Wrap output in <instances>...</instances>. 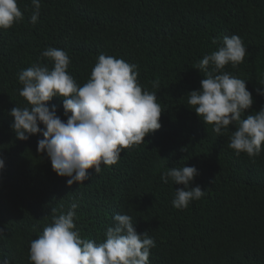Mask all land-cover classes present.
<instances>
[{
	"label": "trees",
	"instance_id": "16d2710c",
	"mask_svg": "<svg viewBox=\"0 0 264 264\" xmlns=\"http://www.w3.org/2000/svg\"><path fill=\"white\" fill-rule=\"evenodd\" d=\"M40 3L34 25L31 0H18L23 19L0 29V259L31 264L30 242L78 202L82 238L103 241L114 215L128 214L139 234L155 240L149 264H264V144L257 156L237 155L228 147L235 126L218 136L187 105L204 78L196 63L218 50L224 36L238 35L247 50L244 62L224 71L246 80L252 93L244 117L264 107L256 91L264 85V0ZM47 47L69 54L68 71L81 86L100 54L137 64L139 83L157 93L163 110L161 128L144 143L122 151L116 164H102L98 174L89 169L88 180L70 187L46 153L37 152L43 136L17 139L9 115L15 106L30 107L19 95L18 74L37 63L53 67L42 56ZM62 100L54 97L48 105L66 120ZM183 166L197 169L190 186L199 185L205 195L181 210L172 200L184 186L164 183L161 175Z\"/></svg>",
	"mask_w": 264,
	"mask_h": 264
},
{
	"label": "clouds",
	"instance_id": "9594fccd",
	"mask_svg": "<svg viewBox=\"0 0 264 264\" xmlns=\"http://www.w3.org/2000/svg\"><path fill=\"white\" fill-rule=\"evenodd\" d=\"M31 2L34 10L30 21L34 25L41 3ZM22 19L18 0H0V29H8ZM246 54L240 36H224L218 50L196 63L194 68L203 72L204 78L200 89L190 92L187 105L205 124L213 125L218 136L234 125L228 147L237 155L243 152L254 157L264 144V107L244 117L254 103L252 93L246 88V80L224 71L229 64L235 68L244 62ZM42 56L52 60L53 67L37 63L18 74L23 86L19 95L30 107L15 106L9 115L14 118L12 129L17 139L43 136L38 140L37 152L46 153L58 176L69 178V187L88 180L89 169L98 174L102 164H116L122 151L144 143L147 135L161 128L163 110L157 93L139 83L137 64L100 54L81 86L68 71L71 58L65 50L47 47ZM256 91L264 96V85ZM54 97L63 98L66 120L57 115L55 105L49 107ZM4 167L5 160L0 158V170ZM197 174L194 166H183L172 167L161 175L164 183L171 179L175 185L184 186L175 190L172 204L176 209H185L205 195L199 185L190 186ZM79 206L73 202L66 213L54 215L42 234L30 242L31 264H149L155 240L148 232L139 234L130 215L115 214L105 239L96 242L82 238L76 226ZM0 264L10 262L0 259Z\"/></svg>",
	"mask_w": 264,
	"mask_h": 264
}]
</instances>
